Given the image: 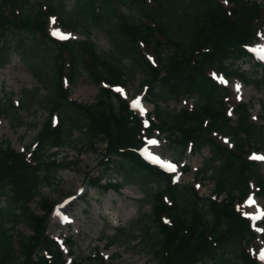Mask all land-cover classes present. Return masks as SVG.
I'll list each match as a JSON object with an SVG mask.
<instances>
[{
  "label": "trees",
  "instance_id": "1",
  "mask_svg": "<svg viewBox=\"0 0 264 264\" xmlns=\"http://www.w3.org/2000/svg\"><path fill=\"white\" fill-rule=\"evenodd\" d=\"M263 15L264 5L255 0H73L69 7L66 0H0V67L19 53L38 80L24 93L19 109L10 95L0 97V116L13 113V125H21V111L47 110L45 121L34 123L37 132L25 150L0 141V201L5 202L0 206V264H109L98 251L67 262L47 233L53 203L42 188L66 167L70 157L60 161L58 155L74 143L76 128L86 136L85 148L97 150V141L102 145V168L92 187L106 192L136 185L150 207L137 228L118 229L109 246L139 245L156 264H260L247 250L257 235L241 204L252 191L264 198V175L249 157L264 147V128L251 119L249 104L233 105L231 90L211 73L262 83L238 61L250 63L246 46L257 39ZM52 18L64 29L82 30L84 39H54ZM93 30L110 40L108 52L98 50ZM40 44L49 56L46 63L34 54ZM66 55L68 72L63 69ZM84 72L98 85L92 103L71 100L62 85L63 76L73 84ZM137 74L153 105L147 125L113 88L127 86ZM189 98L194 99L191 106L179 109L160 104ZM156 133L180 154L208 149L194 179H212L211 197L199 195L193 184L174 183L139 155L146 138ZM182 169L191 170L188 165ZM32 202L41 213L30 207ZM19 222L31 234L15 232ZM65 243L73 247L71 238Z\"/></svg>",
  "mask_w": 264,
  "mask_h": 264
},
{
  "label": "rangeland",
  "instance_id": "2",
  "mask_svg": "<svg viewBox=\"0 0 264 264\" xmlns=\"http://www.w3.org/2000/svg\"><path fill=\"white\" fill-rule=\"evenodd\" d=\"M72 1L66 0L67 7ZM255 1L264 5V0ZM262 20L263 22L258 24L261 34L264 33V15ZM49 28L52 35L53 32L59 31L65 35L70 34V39H83V31H64L60 29L61 27L54 20H51ZM260 33L257 32L258 35ZM55 37L59 38L58 36ZM91 39L97 45L99 51L108 52L111 49V42L103 33L94 30L91 33ZM253 46H264V35L259 37ZM144 52L146 57H151L152 52L146 49H144ZM36 53L38 54V62L46 63L49 61V56L43 50L42 44L34 50V54ZM67 60L66 55L63 69L68 72ZM123 63L130 65L128 58H124ZM238 64L243 70L250 71L252 74L258 72L257 75L261 76L262 83L250 82L249 84H243L235 78L229 79L226 85L231 88L233 98L236 99L234 101L232 98V101L241 100L251 104V119L256 124L264 127V64L261 68L257 67L253 61L248 63L247 60H243L238 61ZM140 79V74H137L126 87L117 88V90H122H118V92L129 103L139 99L140 106L137 107V110L144 117L147 112L152 111L153 106L148 101L147 94L139 86ZM216 79L223 82L221 76L216 75ZM36 85H38V80L32 74L31 66L20 58L19 53H12L7 64L0 68V97L5 98L6 95H10L14 105L18 106L24 93ZM67 87L70 89V99L79 103L93 102L98 91V85L85 72L80 74L73 85L67 84ZM191 102L192 100L180 99L179 102L170 100L167 102L161 101L160 104L163 107L167 106L169 109H179L182 106H191ZM12 114L9 117H12ZM19 116L23 122L21 125H13L9 117H0V141L8 142L12 148L21 152L30 146L38 129V126L34 123L44 122L47 110L45 107H39L28 112H22ZM73 134L74 143L68 145L62 151V157L61 154L58 155V158L61 157L62 160L65 159V156L70 157L66 167L56 173L52 184L42 188V194L48 197L52 203H56L55 208L58 211L57 214L54 213L49 217L48 234L59 241L71 237L72 249L63 246V255L67 262H70L73 257L86 259V257L93 255L95 251H98L105 262L109 264H156V261L147 255V250L139 245L125 243L107 246V240L115 236L118 229L123 227L132 228L133 226L137 228L140 215L143 212H149L150 207L143 203V193L136 185H127L117 192L110 190L106 193L90 188L91 179L96 176L102 166L100 164V148L102 145L97 141V150L85 148L86 144L83 146V143L86 136L81 134L77 128L73 130ZM217 137L220 138V136ZM153 140L157 143H150ZM222 141H227V138H222ZM80 148H82L81 154H79ZM142 153L150 161H152L153 156L171 159L174 165V182L187 185L195 184V180H193L194 172L201 166L203 159L208 156V149L203 148L199 152L186 151L180 154L178 149L167 143L164 135L156 134L148 141ZM252 157L257 162L260 172L264 175V159H261V157H264V147L259 152L254 153ZM184 164L191 168L187 173L181 169ZM196 187L200 195L208 197L211 195L214 184L212 179L199 178ZM81 193L83 194L78 198ZM65 197L66 199H63ZM68 199H75L76 202L70 212L62 214L59 205L68 202ZM4 203V200L1 199L0 206ZM143 204L145 205L143 206ZM30 207L37 214L41 213L36 202H32ZM245 212L256 222L264 220V198L257 197L254 194L250 195L246 202ZM15 232L25 235L31 234V231L23 222L16 225ZM256 233L258 239L249 248L257 256L260 254L263 257L262 264H264V246L260 237L264 235V226L256 228ZM82 264L89 263L84 260Z\"/></svg>",
  "mask_w": 264,
  "mask_h": 264
},
{
  "label": "bare ground",
  "instance_id": "3",
  "mask_svg": "<svg viewBox=\"0 0 264 264\" xmlns=\"http://www.w3.org/2000/svg\"><path fill=\"white\" fill-rule=\"evenodd\" d=\"M259 52H260L261 54L264 55V48H263V50H262V48H260V49H259ZM155 160L158 161L159 158H155ZM163 160H164V162H165V165H167V167H168L169 164H170V163H169V162H170V159H163ZM89 186H90V185H89ZM82 194H83V193H81V194L79 195L78 198H80ZM63 199H64V198H63ZM75 202H76L75 199L69 200V201L66 202L64 205L61 206V208H60L61 211H62V212H70V209L73 208Z\"/></svg>",
  "mask_w": 264,
  "mask_h": 264
},
{
  "label": "snow or ice",
  "instance_id": "4",
  "mask_svg": "<svg viewBox=\"0 0 264 264\" xmlns=\"http://www.w3.org/2000/svg\"><path fill=\"white\" fill-rule=\"evenodd\" d=\"M225 2H227V0H225ZM53 35H54V36H58L60 39L63 40V39H68L70 34L65 35V34L60 33L59 31H55V32H53ZM118 90H119V89H118ZM119 91H122V90H119ZM132 104H133L134 107H139V106H140V101H139V99L133 101ZM150 143L155 144V143H157V142L153 140V141H150ZM261 159H264V157H261ZM170 167H172L173 170H174V166H170ZM165 222H167V221H165Z\"/></svg>",
  "mask_w": 264,
  "mask_h": 264
}]
</instances>
